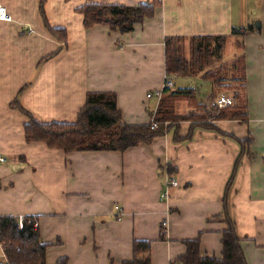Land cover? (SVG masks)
Wrapping results in <instances>:
<instances>
[{
	"label": "crops",
	"instance_id": "0c3cea01",
	"mask_svg": "<svg viewBox=\"0 0 264 264\" xmlns=\"http://www.w3.org/2000/svg\"><path fill=\"white\" fill-rule=\"evenodd\" d=\"M86 2L46 0L47 22L67 33L59 41L44 27L38 0H0L11 17L0 20V155L6 158L0 163V215L37 217L40 238L50 243L46 264L62 256L68 264H121L132 257L134 239L152 241L151 264H171L185 252L183 240L195 237L201 256L221 257L225 223L212 216L224 212L226 194L247 264H264V0H161L152 17L126 33L104 24L85 28L75 9ZM249 23L255 31L243 37L241 48L248 121L215 122L237 138L252 137L250 154L229 184L240 153L229 135L196 129L187 141L175 143L170 133L121 152L65 153L42 141L27 143L26 118L9 107L27 84L19 99L36 120L73 122L88 91H112L126 123H147L158 104L154 92L165 84L166 36L187 42L194 35L227 34L224 46L234 59L240 50L231 29ZM190 78L199 100L210 89L199 77L174 76L171 86H185ZM176 111L185 114L187 102H178ZM188 126L181 122V135ZM162 222L165 240L158 239Z\"/></svg>",
	"mask_w": 264,
	"mask_h": 264
},
{
	"label": "trees",
	"instance_id": "16d2710c",
	"mask_svg": "<svg viewBox=\"0 0 264 264\" xmlns=\"http://www.w3.org/2000/svg\"><path fill=\"white\" fill-rule=\"evenodd\" d=\"M161 0L144 2L134 5L89 2L75 9L83 17V26L90 28L95 24H104L111 30L121 33L130 32L135 24L145 18L152 17L155 8ZM46 0H38V9L43 19V25L50 35L59 41H65V28H53L46 20L44 6ZM254 26L249 23L239 28L232 27L229 35L236 38L240 50L230 64L223 63V48L227 34H206L191 36L188 41L182 36H166L164 39L165 84L159 90L156 110L150 113V121L144 124H128L117 107L116 94L112 91H88L85 103L78 111L73 122H40L20 102V95L28 86L24 84L9 107L17 109L26 118L23 124L24 138L27 143L42 141L50 148L61 149L65 153L71 151H124L140 143H150L154 138L171 133L173 142L190 140L196 129L211 130L218 134L231 136L237 142L240 153L234 161L229 184L241 161L250 154L252 137L237 138L233 134L223 132L215 122L218 120L248 121L245 57L241 53L242 40L246 34L254 32ZM186 43L188 45H186ZM59 47L53 53L41 58V65L56 56ZM187 51V54H186ZM199 77L211 85L208 100H213L218 93H228L234 104L222 108L208 109L207 104L198 100V89L193 86L168 85L172 77ZM186 101L188 111L179 114L176 111L178 102ZM189 123L187 133L180 134L181 122ZM166 172L172 174L174 168L167 164ZM228 187V185H227ZM224 212L212 216L222 219L225 228L221 233V257L201 256L199 253V238L183 240L185 252L171 264H247L241 238L236 232L235 223L228 214L226 194ZM37 217L23 216L22 227H19L18 217L0 215V243L5 258H0V264H46V252L50 246L40 238ZM159 240H165L164 222L160 225ZM151 240L134 239L132 241V257L121 264H151ZM55 264H68L66 256L59 257Z\"/></svg>",
	"mask_w": 264,
	"mask_h": 264
},
{
	"label": "built area",
	"instance_id": "2783aa9c",
	"mask_svg": "<svg viewBox=\"0 0 264 264\" xmlns=\"http://www.w3.org/2000/svg\"><path fill=\"white\" fill-rule=\"evenodd\" d=\"M10 18L11 17L9 15V13L7 12L6 7L0 3V20H4V21L10 20ZM167 84L171 86L172 80L169 79ZM152 96H153V93H151V92L147 94L148 98H150ZM154 96L158 98L160 96L159 91L154 92ZM206 104H207L208 109L210 110V109L222 108L225 106L233 105L234 100L231 97V95H229V94L219 93V94H217V96L213 100H211V101L208 100L206 102ZM5 162H6V158L4 156L0 155V163H5ZM169 184L171 186H177V181L174 179H170ZM18 224H19V227L21 228L22 224H23V217L22 216L18 217ZM34 225L36 226L37 224L34 223ZM0 258L1 259L5 258V254H4L3 247H2L1 243H0Z\"/></svg>",
	"mask_w": 264,
	"mask_h": 264
},
{
	"label": "rangeland",
	"instance_id": "374dc122",
	"mask_svg": "<svg viewBox=\"0 0 264 264\" xmlns=\"http://www.w3.org/2000/svg\"><path fill=\"white\" fill-rule=\"evenodd\" d=\"M232 48H233V45L231 46ZM229 45L227 44L226 46H224V49H223V59H222V61H224L223 63H226V64H230L231 63V61L233 60L232 59V57H231V53H229L228 51H229ZM186 54H187V51H186ZM251 64H252V66H254V63H253V60H251ZM179 80H181L180 78H179ZM183 82V81H182ZM199 82H201L200 81V79H199ZM185 83V82H184ZM187 83H189V86H196V79H194V78H190V79H188V80H186V84H185V86L187 85ZM182 85H184L183 83H175V87H177V86H182ZM203 85L205 86H209V88L211 89V85H210V83L209 82H207V81H203L202 80V82H201V86L203 87ZM201 86H200V88H201ZM210 89L209 90H205L204 89V91H206V93H204V94H200V99L199 100H202L203 98V101L204 102H207L208 101V97H209V95H210ZM219 94V93H218Z\"/></svg>",
	"mask_w": 264,
	"mask_h": 264
},
{
	"label": "water",
	"instance_id": "95a60500",
	"mask_svg": "<svg viewBox=\"0 0 264 264\" xmlns=\"http://www.w3.org/2000/svg\"><path fill=\"white\" fill-rule=\"evenodd\" d=\"M257 25L259 26V22L258 21L255 23V26H257Z\"/></svg>",
	"mask_w": 264,
	"mask_h": 264
}]
</instances>
